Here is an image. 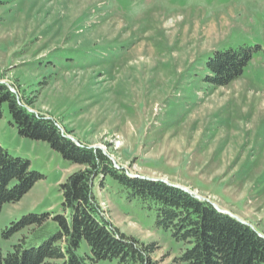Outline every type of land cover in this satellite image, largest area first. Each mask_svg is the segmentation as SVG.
Returning <instances> with one entry per match:
<instances>
[{"label": "rangeland", "instance_id": "1", "mask_svg": "<svg viewBox=\"0 0 264 264\" xmlns=\"http://www.w3.org/2000/svg\"><path fill=\"white\" fill-rule=\"evenodd\" d=\"M242 45L255 50L241 77L208 83L207 57ZM0 82L130 176L184 188L264 233V0H1ZM0 143L43 175L2 209L8 250L19 233L5 238L6 227L58 213L59 184L78 166L21 136L7 104ZM95 194L123 232L156 242L158 264H179L182 245L112 178Z\"/></svg>", "mask_w": 264, "mask_h": 264}, {"label": "trees", "instance_id": "2", "mask_svg": "<svg viewBox=\"0 0 264 264\" xmlns=\"http://www.w3.org/2000/svg\"><path fill=\"white\" fill-rule=\"evenodd\" d=\"M254 50L242 45L210 54L204 64L206 81L229 85L244 73ZM12 89L0 82V120L7 104L21 136L47 142L78 169L59 184L58 213H27L6 227L5 238L19 236L10 249L0 247V264H158L152 258L156 242L123 232L105 216L95 187L105 188L108 178L126 201L155 216V228L182 245L175 258L179 264H264V233L257 227L180 187L130 176L102 149L73 140L55 119L31 111L32 102ZM42 178L30 160L12 155L0 143V215L4 205L20 201Z\"/></svg>", "mask_w": 264, "mask_h": 264}, {"label": "water", "instance_id": "3", "mask_svg": "<svg viewBox=\"0 0 264 264\" xmlns=\"http://www.w3.org/2000/svg\"><path fill=\"white\" fill-rule=\"evenodd\" d=\"M73 140H75L74 138H72ZM76 141V140H75ZM136 177V176H135ZM170 184V183H169ZM182 189H184V188H182ZM215 205V207L216 208H218L220 211H222V212H225V213H228V214H230V215H232L231 213H229V212H227V211H225V210H222L221 208H219L218 206H216V204H214ZM232 216H234V215H232ZM237 219L238 220H240L238 217H237ZM246 223V222H245Z\"/></svg>", "mask_w": 264, "mask_h": 264}]
</instances>
